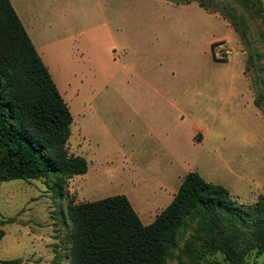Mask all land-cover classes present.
<instances>
[{
  "label": "rangeland",
  "instance_id": "1",
  "mask_svg": "<svg viewBox=\"0 0 264 264\" xmlns=\"http://www.w3.org/2000/svg\"><path fill=\"white\" fill-rule=\"evenodd\" d=\"M16 1L73 116L68 152L85 157L88 168L67 180L64 195L52 176L0 182V261L65 264L67 196L82 202L124 194L148 224L189 171L243 204L264 194V102L255 104L264 98V58L249 60L264 54L259 3ZM234 14L244 18L245 33L230 24ZM216 261L223 262L219 252L168 264ZM242 264H264V253Z\"/></svg>",
  "mask_w": 264,
  "mask_h": 264
},
{
  "label": "trees",
  "instance_id": "2",
  "mask_svg": "<svg viewBox=\"0 0 264 264\" xmlns=\"http://www.w3.org/2000/svg\"><path fill=\"white\" fill-rule=\"evenodd\" d=\"M252 1L264 11L261 0L241 3L249 7ZM228 20L240 34L241 29L246 32L241 15ZM217 44H211L212 52ZM254 57L258 62L264 54L255 52L249 60ZM261 100L263 96L255 99L256 106L261 107ZM72 121L11 0H0V182L52 176L58 194H67V180L88 168L85 157L68 152ZM67 197L65 264H168L173 258L215 252L223 255V262L215 264H242L248 254L264 253V194L243 204L226 187L194 170L185 174L172 200L148 224L124 194L82 202ZM188 229L181 248L179 237ZM3 236L0 229V240ZM21 262L16 258L0 264Z\"/></svg>",
  "mask_w": 264,
  "mask_h": 264
},
{
  "label": "crops",
  "instance_id": "3",
  "mask_svg": "<svg viewBox=\"0 0 264 264\" xmlns=\"http://www.w3.org/2000/svg\"><path fill=\"white\" fill-rule=\"evenodd\" d=\"M16 3H17V1L16 0H14ZM261 2H262V5H263V7H264V0H261ZM12 3V2H11ZM13 5V4H12ZM19 5V4H18ZM20 6V5H19ZM14 7V6H13ZM15 9V8H14ZM17 12V11H16ZM22 22V21H21ZM23 24V23H22ZM30 29H31V32L33 31L34 32V30L30 27ZM27 31V30H26ZM221 42H224L225 40H220ZM220 41H216V42H220ZM216 42H214V43H216ZM216 47V46H215ZM226 52H228V54L230 53L229 51H226Z\"/></svg>",
  "mask_w": 264,
  "mask_h": 264
}]
</instances>
